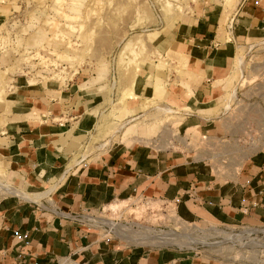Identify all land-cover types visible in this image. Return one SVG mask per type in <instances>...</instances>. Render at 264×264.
<instances>
[{
  "label": "crops",
  "instance_id": "0c3cea01",
  "mask_svg": "<svg viewBox=\"0 0 264 264\" xmlns=\"http://www.w3.org/2000/svg\"><path fill=\"white\" fill-rule=\"evenodd\" d=\"M187 5L158 31L167 70L142 68L136 77L134 100L124 107L135 115L75 159L94 124L91 94L82 89L85 74L38 87L16 79L10 96L0 92V264H235L181 248L131 245L88 221L92 212L126 198L174 204L187 220L264 225V153L220 178L202 160L169 148L173 127L163 131L160 146L130 135L136 123L173 126L176 118H164L178 110L192 112L199 127L210 124L206 114L218 112L237 43L264 41V0H240L230 12L213 0ZM143 97L160 98L171 111L151 107L136 115Z\"/></svg>",
  "mask_w": 264,
  "mask_h": 264
},
{
  "label": "rangeland",
  "instance_id": "374dc122",
  "mask_svg": "<svg viewBox=\"0 0 264 264\" xmlns=\"http://www.w3.org/2000/svg\"><path fill=\"white\" fill-rule=\"evenodd\" d=\"M188 1L190 4L196 2L0 0V11L3 10L0 12V92L5 98L13 92L16 82L18 85L27 83L30 87L64 85L78 71L85 74L82 78L90 81L86 80L82 89L91 94L94 124L73 158L82 153L85 145H90L87 152L90 147L94 150L93 147L109 133L114 134L111 127L115 123L131 114L126 113L124 107L131 98L134 100V86L140 70L152 67L158 73L167 70L168 57L156 46L158 31L176 21ZM239 1L213 0V3L230 12ZM240 57L243 58L242 67L238 65ZM141 103L136 115L165 104L160 98L156 102L146 97L140 99ZM215 109L218 112L206 114L208 121H212L207 126L199 127L197 121L191 120L190 117H195L191 116L192 112L178 110L174 116L166 114L164 118L168 121L176 118L178 122L173 126L164 120L152 125L136 123L130 135L156 140L154 145L160 146L163 131L173 127L174 146L169 148L186 151L193 159L202 160L208 170L220 178L237 171L246 157L264 153L263 38L237 43L226 91ZM151 200L111 201L90 214L97 219L107 218L125 224L135 230L131 234L133 237L119 235L102 224L91 222V225L99 226L97 229L102 234L131 245L197 251L221 263L264 264V225L227 226L202 219L187 220L174 204L154 200L147 208L146 201ZM120 202L122 204H118ZM151 232V235L164 232L168 235L166 239L171 240L158 244L141 237L142 233ZM139 240H143V244Z\"/></svg>",
  "mask_w": 264,
  "mask_h": 264
},
{
  "label": "bare ground",
  "instance_id": "6f19581e",
  "mask_svg": "<svg viewBox=\"0 0 264 264\" xmlns=\"http://www.w3.org/2000/svg\"><path fill=\"white\" fill-rule=\"evenodd\" d=\"M252 47V46H251ZM238 65H239V67H242L243 66V58L242 57H240L239 59H238ZM232 94H234V93H232ZM231 98V97H230ZM161 105V104H160ZM163 105V104H162ZM158 110H160V112H164V113H168L169 111H171V108L170 107H168V106H157L156 107ZM162 112V113H163ZM1 185V184H0ZM2 186V185H1ZM6 187V186H5ZM2 190H3V188H2ZM10 190V189H9ZM12 192V191H11ZM154 200H157V199H153V200H151V201H147V208L148 207H150L151 206V204H152V202L154 201ZM125 201V200H124ZM161 201V200H160ZM162 202H164V201H162ZM165 203V202H164ZM118 204H122V202H120V203H118ZM87 219H88V221L89 222H94L96 225H99V224H102V225H104L105 227H109V228H111V229H113V230H115V231H117L118 232V234L119 235H124V236H128V235H130V236H132L131 234L132 233H134V231L135 230H131L129 227H127L125 224H122V223H119L118 221H113V220H111V219H105V218H96V217H93V216H91V215H89L88 217H87ZM126 228V229H125ZM144 228V227H143ZM128 229V230H127ZM145 229V228H144ZM254 230H256L257 231V229H254ZM264 230V229H263ZM250 232H252V230H249ZM247 232V231H246ZM147 233V232H146ZM137 235H138V233H136ZM152 234V232L150 233V234H143L142 233V235L143 236H141V237H143V239H145V240H147L148 242H162V243H167V242H170V241H168V240H171L170 238H167L166 239V235L167 234H165L164 232H160V234H157V232H156V235L155 234H153V235H151ZM134 235V234H133ZM136 236V235H135ZM168 236V235H167ZM169 236L171 237V235L169 234ZM133 237V236H132ZM138 237H139V235H138ZM140 238V237H139ZM175 238V237H174ZM135 239V238H134ZM138 239V238H137ZM173 239V238H172ZM141 240V239H140ZM139 240V243L140 242H142V243H140V244H143V240L142 241H140ZM160 240V241H159ZM175 239H173L172 241H174ZM171 241V242H172ZM176 242V241H175ZM197 242V241H196ZM159 244V243H158ZM139 245V244H138ZM156 245V244H155Z\"/></svg>",
  "mask_w": 264,
  "mask_h": 264
},
{
  "label": "built area",
  "instance_id": "2783aa9c",
  "mask_svg": "<svg viewBox=\"0 0 264 264\" xmlns=\"http://www.w3.org/2000/svg\"><path fill=\"white\" fill-rule=\"evenodd\" d=\"M140 199L142 200V199H149V198H146V197H142V198H140ZM146 202H147V201H146Z\"/></svg>",
  "mask_w": 264,
  "mask_h": 264
}]
</instances>
